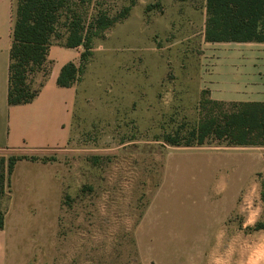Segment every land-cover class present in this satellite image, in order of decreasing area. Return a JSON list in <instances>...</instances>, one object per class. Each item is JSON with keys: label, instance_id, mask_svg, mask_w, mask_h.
<instances>
[{"label": "rangeland", "instance_id": "obj_1", "mask_svg": "<svg viewBox=\"0 0 264 264\" xmlns=\"http://www.w3.org/2000/svg\"><path fill=\"white\" fill-rule=\"evenodd\" d=\"M107 1L116 9L129 0ZM202 4L134 0L125 18L92 37L73 82L68 139L35 156L60 173L58 206L6 207L12 168L5 173L6 264H211L212 244L199 241L212 236L249 153L228 148L250 145L162 139L192 123L206 96ZM16 155L0 150V166Z\"/></svg>", "mask_w": 264, "mask_h": 264}, {"label": "crops", "instance_id": "obj_2", "mask_svg": "<svg viewBox=\"0 0 264 264\" xmlns=\"http://www.w3.org/2000/svg\"><path fill=\"white\" fill-rule=\"evenodd\" d=\"M13 3L14 0H0V150L36 156L40 150L62 147L68 139L76 86L74 83L61 86L55 79L63 63L77 62L81 46L51 41L46 54L47 74L37 93L27 102L8 104L7 72ZM202 7L204 10V0ZM203 27L204 18L200 28L203 41L198 68L200 87L206 89L213 99L264 100V40L207 41L203 39ZM236 148L249 149L243 180L232 190L230 197L223 200L221 216L210 239L199 243L212 244L211 264H264V226L252 228L255 222H264L259 178L264 175V146L228 149ZM9 182V198H5V204L11 210L17 206L22 211L28 210L32 204L40 211L58 206L60 173L53 163L38 158H18L13 163ZM41 195L44 197H39ZM236 216L240 218L239 222L235 221ZM225 219L227 223L223 221ZM6 237L3 221L0 264H6Z\"/></svg>", "mask_w": 264, "mask_h": 264}, {"label": "trees", "instance_id": "obj_3", "mask_svg": "<svg viewBox=\"0 0 264 264\" xmlns=\"http://www.w3.org/2000/svg\"><path fill=\"white\" fill-rule=\"evenodd\" d=\"M133 2L129 0L113 9L107 0H14L7 103L27 102L37 93L47 74L46 54L52 39L66 46H81L77 62L63 63L55 79L61 86L73 84L90 54L92 37L125 18ZM204 10V40H264V0H204ZM201 91L206 96L198 100L196 119L183 124L184 129L163 133L165 142L200 145L215 140L231 146H264V100H218L209 97L206 89ZM22 157L36 158L10 156L5 169L0 166V198L5 191V173ZM260 195L264 200V179ZM2 224L0 209V227ZM260 226L264 222L257 221L252 228Z\"/></svg>", "mask_w": 264, "mask_h": 264}]
</instances>
